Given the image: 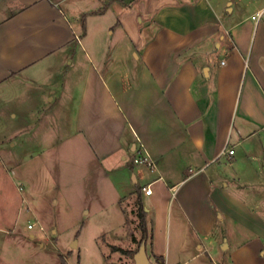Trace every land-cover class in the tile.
Wrapping results in <instances>:
<instances>
[{
  "label": "crops",
  "instance_id": "obj_1",
  "mask_svg": "<svg viewBox=\"0 0 264 264\" xmlns=\"http://www.w3.org/2000/svg\"><path fill=\"white\" fill-rule=\"evenodd\" d=\"M0 90L4 103H70L72 128L35 155L78 157L88 202L112 206L120 228L140 188L151 262L210 264L221 240L223 264H264V197L246 190L263 184L244 183L264 174V0H0ZM141 144L155 168L133 161ZM19 169L21 190L39 187ZM63 180L51 181L70 198Z\"/></svg>",
  "mask_w": 264,
  "mask_h": 264
},
{
  "label": "rangeland",
  "instance_id": "obj_2",
  "mask_svg": "<svg viewBox=\"0 0 264 264\" xmlns=\"http://www.w3.org/2000/svg\"><path fill=\"white\" fill-rule=\"evenodd\" d=\"M80 90L75 91V97ZM4 100L3 90H0V264H136L142 231L135 197L126 196L122 200L126 221L120 228L117 219L112 217V206L97 207L88 202L83 193L82 168L78 166L82 163H76L78 157H74L73 163L65 159L61 163L55 160L53 151L45 156L35 155L38 145L56 141L52 138L54 133L65 134L72 128V121L67 119L70 103H43L31 108L30 103H4ZM25 107L28 108L26 116L21 114ZM10 108L17 117L6 116ZM56 111L60 113L58 124L53 123L55 119L51 116ZM41 118L43 121L37 124ZM55 126H59L58 129H54ZM20 161L27 164L39 186L32 191L26 182L22 190L19 188L22 181L18 175ZM67 166L74 169L70 173L71 181L66 177ZM254 176L257 175L251 174L244 183L263 184V187L246 190L251 194L256 190V197H264V174L257 180ZM62 178H65L64 183L74 184L70 198L61 197V191L51 181ZM64 192L66 194L65 189ZM225 222L220 223L222 229L229 225L231 232L238 229L245 235L242 221ZM29 223H33L32 228L28 227ZM221 242L219 240L214 249L204 252L208 260L214 258L210 264H223L225 250ZM116 247L126 252L115 250ZM177 260L182 264L196 262H185V257Z\"/></svg>",
  "mask_w": 264,
  "mask_h": 264
},
{
  "label": "trees",
  "instance_id": "obj_3",
  "mask_svg": "<svg viewBox=\"0 0 264 264\" xmlns=\"http://www.w3.org/2000/svg\"><path fill=\"white\" fill-rule=\"evenodd\" d=\"M135 193H136L135 204L137 206V215L139 218V226H140V229L142 231V236H141L140 245H139V249H140L142 245H146L147 238L149 236V228H148V222H147V211L144 208L141 189L140 188L136 189ZM115 250H118L121 252H126L121 247H116ZM154 264H165L164 257L163 256H157L156 262Z\"/></svg>",
  "mask_w": 264,
  "mask_h": 264
},
{
  "label": "built area",
  "instance_id": "obj_4",
  "mask_svg": "<svg viewBox=\"0 0 264 264\" xmlns=\"http://www.w3.org/2000/svg\"><path fill=\"white\" fill-rule=\"evenodd\" d=\"M229 153H234L235 149L230 148ZM133 161L137 164H144L146 166H148L149 168L153 169L155 168V162L153 157L151 156V154L149 153V151L147 150V148L145 147L144 144L140 145V148L137 149L136 154L133 157ZM143 190H145V192L147 194H150L152 192V188L149 186H144ZM29 228L33 227V223H29L28 224Z\"/></svg>",
  "mask_w": 264,
  "mask_h": 264
},
{
  "label": "water",
  "instance_id": "obj_5",
  "mask_svg": "<svg viewBox=\"0 0 264 264\" xmlns=\"http://www.w3.org/2000/svg\"><path fill=\"white\" fill-rule=\"evenodd\" d=\"M136 264H154L150 261L147 251L146 245H142L140 250L136 253Z\"/></svg>",
  "mask_w": 264,
  "mask_h": 264
}]
</instances>
